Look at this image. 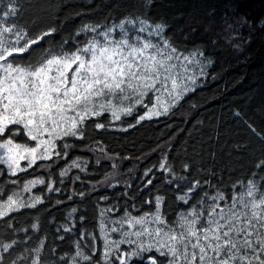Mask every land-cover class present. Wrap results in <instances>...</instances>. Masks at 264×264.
<instances>
[{"label":"trees","instance_id":"1","mask_svg":"<svg viewBox=\"0 0 264 264\" xmlns=\"http://www.w3.org/2000/svg\"><path fill=\"white\" fill-rule=\"evenodd\" d=\"M4 2L0 0V7ZM16 6L17 16L10 22L25 27L32 37L41 30L55 28L40 47H55L67 41L64 47L69 51L91 39V33L77 35L84 25L108 26L128 15L139 16L153 26L164 24L163 39L180 52L204 53L200 58L204 74L195 72L198 80L194 91L188 92L167 115L133 128L129 125L136 124L142 110L122 116L101 130L89 121L84 140L68 138L75 147L69 149L67 161L59 160L48 171L34 168L15 177L0 175L5 195L35 177L48 181L49 172L59 188L49 192L47 184L37 185L33 191L42 197V203L0 218V241H18L5 253L4 264L26 249L38 247L41 241L43 264H69L59 257L74 255L77 245L84 254L99 260L108 223L118 221L125 212L138 216L155 211L154 204L145 201L157 195L165 198L161 210L171 220L204 193L215 195L219 189L227 194L234 184L249 179L264 185V166L257 167L264 161V0H153L150 6L144 0H16ZM152 39L158 42L161 38ZM17 59L24 63L27 53ZM97 119L109 125L110 114ZM97 142L106 147V153L89 150L88 145ZM75 157L87 162L86 169L73 168L61 178V169ZM161 163H166L175 176L160 169ZM149 169L151 172L145 176ZM114 172L120 179L116 184L111 182ZM17 179L19 185L8 183ZM149 179L151 184L147 183ZM196 180L201 181V187L189 203L178 201L176 197ZM34 223L39 224L38 230L31 227ZM120 247L129 249V245ZM151 256L157 261L162 259L155 251L146 252L143 259L134 257L131 264H149Z\"/></svg>","mask_w":264,"mask_h":264},{"label":"snow or ice","instance_id":"2","mask_svg":"<svg viewBox=\"0 0 264 264\" xmlns=\"http://www.w3.org/2000/svg\"><path fill=\"white\" fill-rule=\"evenodd\" d=\"M152 3L153 0H144L146 5ZM17 12L16 0H6L0 7V175L15 177L34 168L50 170L59 160L67 161L69 149L75 147L68 138L84 140L89 121L101 130L122 116L142 110L136 124L129 125L133 128L145 120L167 115L188 92L194 91L198 80L195 72L204 74V61L200 59L204 53L180 52L163 39L166 26L161 23L153 26L139 16L128 15L108 26L84 25L77 35L91 33V39L69 51L64 47L67 41L55 47H40V42L56 29L29 36L25 27L10 22ZM152 37L161 39L154 42ZM25 53L27 59L20 63L17 58ZM106 113L110 114L109 125L97 119ZM88 148L106 153L100 142ZM86 165L81 157H75L59 176L66 177L73 168L84 171ZM261 166L264 161L257 165ZM159 167L175 176L166 163ZM149 172L151 169L145 176ZM8 183L19 185L20 181ZM55 183L49 172L48 181L27 180L19 191L9 189L6 195L4 187H0V218L21 208L36 207L43 202L42 197H30L29 203L22 194L45 184L49 192L59 191ZM200 187L201 181H193L176 199L187 205ZM164 199L157 195L145 201L154 204L153 212L138 216L125 212L118 221H110L107 227L118 233L119 239L107 240L105 236L99 260L84 254L78 245L74 255L65 253L59 259L69 264H131L134 257L143 259V253L155 251L162 259L157 261L151 256L149 264H264V185L249 179L234 184L227 194L219 189L215 195L204 193L187 211H179L171 220L161 210ZM31 227L38 230L39 224ZM104 227L102 224V232ZM17 243L15 239L0 241V264ZM121 245H129V249L124 251ZM42 248L43 241L9 264H43ZM95 251L93 247V254Z\"/></svg>","mask_w":264,"mask_h":264},{"label":"rangeland","instance_id":"3","mask_svg":"<svg viewBox=\"0 0 264 264\" xmlns=\"http://www.w3.org/2000/svg\"><path fill=\"white\" fill-rule=\"evenodd\" d=\"M156 118V117H154ZM23 163V162H22ZM37 170H39V168H37ZM48 171V170H47ZM35 178H38V177H35ZM34 179V178H33ZM5 182V181H4ZM111 182L113 184H116V183H119L120 182V179H119V174L117 172H114L112 175H111ZM12 185V184H11ZM37 186V185H36ZM32 187L31 191L30 192H24L22 195L24 197V200L26 202H31V200L29 199L30 197H33V196H36L33 189L36 187ZM20 187L16 190V191H19ZM109 224V223H108ZM113 227H115L116 225H112ZM127 227V226H126ZM108 228V227H107ZM108 230L107 233L104 234V236L107 237V240H114V239H119V234L118 233H112L109 231V229H106ZM105 238V237H104ZM105 243H106V240H105Z\"/></svg>","mask_w":264,"mask_h":264}]
</instances>
